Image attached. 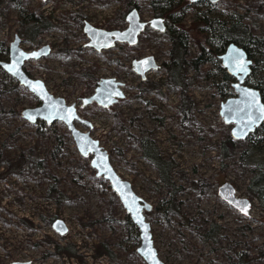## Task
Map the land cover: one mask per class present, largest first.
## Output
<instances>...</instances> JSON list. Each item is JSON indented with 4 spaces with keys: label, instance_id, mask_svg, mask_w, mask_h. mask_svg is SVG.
<instances>
[{
    "label": "rangeland",
    "instance_id": "rangeland-1",
    "mask_svg": "<svg viewBox=\"0 0 264 264\" xmlns=\"http://www.w3.org/2000/svg\"><path fill=\"white\" fill-rule=\"evenodd\" d=\"M152 1L0 0V48H8L17 35L24 51L50 47L47 57L26 62L25 71L43 81L54 96L77 105L80 116L93 124L90 133L109 152L116 171L153 205L146 217L163 262L239 264L242 254L250 264H264V207L249 194L258 167L241 160L256 141L264 147V136L245 141L232 138L233 125L225 124L220 111L235 94L229 93L231 84L224 83L218 69L220 40L201 28L197 10L176 13L170 21L169 15L159 16L162 10ZM225 1L215 7L211 19L235 21L241 15L253 37L264 39V0ZM134 6L142 21L161 17L167 20L169 32L184 34L187 58L196 65L186 67L184 89L174 84L167 69L173 48L168 32L148 27L134 47L117 44L102 52L87 47L85 22L107 31L125 30L128 23L122 15L126 17ZM28 14L52 17L50 32L34 42L26 41L20 28L22 16ZM150 56L160 68L142 80L132 63ZM256 60L246 85L254 88L258 82L264 89V56L259 54ZM2 61H9V55L3 54ZM107 78L120 83L125 98L108 109L96 104L83 107V100ZM183 94L190 101L188 115ZM39 106L35 95L0 70V172L32 150L41 164L33 175L27 163L23 178L10 175L0 181V264H145L137 253L139 231L130 232L122 223L125 209L121 203L114 205L108 182L96 177L92 157L79 154L67 127L57 122L42 135L39 123L32 125L23 118L25 109ZM77 128L89 130L82 124ZM145 138L174 165L176 190L162 182L144 157ZM260 157L264 162V153ZM227 182L239 197L252 201L251 217H243L218 196ZM50 187L57 191L53 196H49ZM171 206L174 211L168 210ZM57 220L64 223V234L54 228ZM213 224L220 226L216 240L207 236ZM69 244L75 256L55 248Z\"/></svg>",
    "mask_w": 264,
    "mask_h": 264
},
{
    "label": "water",
    "instance_id": "water-1",
    "mask_svg": "<svg viewBox=\"0 0 264 264\" xmlns=\"http://www.w3.org/2000/svg\"><path fill=\"white\" fill-rule=\"evenodd\" d=\"M189 1L194 4L203 0ZM210 1L218 2L219 0ZM125 19L128 23L127 29L112 31L97 28L85 22L84 33L89 39L87 47L97 52L113 50L117 44L134 47L138 45L140 36L148 27L160 33H165L167 30L165 21L162 18H154L149 22L142 21L140 11L136 7L127 13ZM22 41L18 35L15 37L9 47V61H2L0 67L7 75L15 79L41 101V106L25 109L22 112L23 118L32 125L39 122L53 125L59 122L67 127L79 154L83 158L92 157L90 165L96 171V177L108 182L127 215L130 216L133 224L137 227L141 240L137 249L140 258L145 264H166L161 260L154 245L152 227L146 217V213L153 210V205L140 197L135 192L132 183L123 179L116 171L112 165L109 152L90 133L93 124L80 116L77 105H69L64 98L54 96L49 92L43 81L32 79L26 73L25 63L47 57L51 52L50 47L27 52L21 48ZM221 60L227 73L236 79V82L232 85L236 96L229 98L222 104L220 114L225 124L233 125L232 138L236 141H245L264 124L262 94L258 89L246 85V81L252 73L253 60L243 47L235 43H231L227 47L225 53L221 56ZM132 68L142 80H146L147 74L153 70H158L160 65L155 57L150 56L141 60H134ZM124 98L125 94L120 88V83L115 79H101L95 94L83 100V107L96 104L102 109H108ZM77 124H82L89 130L81 131L77 128ZM218 196L243 217H251L252 201L245 197H239L236 188L231 183L223 184L218 190ZM244 206H246L247 214L243 210ZM54 228L62 234L67 231L64 223L58 220L54 222ZM11 264L32 263L13 262Z\"/></svg>",
    "mask_w": 264,
    "mask_h": 264
},
{
    "label": "trees",
    "instance_id": "trees-1",
    "mask_svg": "<svg viewBox=\"0 0 264 264\" xmlns=\"http://www.w3.org/2000/svg\"><path fill=\"white\" fill-rule=\"evenodd\" d=\"M106 1V0H103ZM152 5H154L159 11V16L169 15V18L172 17L176 13H181L189 9L190 7L183 4L181 0H153ZM136 7V6H134ZM131 9H133L131 7ZM23 19L20 20V28L22 34L26 41L34 42L41 34L50 32L52 28V17H47L38 14H28L23 15ZM125 14L122 15V21L125 20ZM209 19L213 23H217L216 21L219 20L218 18ZM169 20V19H168ZM172 19L170 18V21ZM201 24V23H200ZM204 24V23H202ZM200 26H204V25ZM170 38L173 40V48H172V56H171V64L167 66V69L170 73V78L174 80V84L176 86H180L184 89V77L183 74L185 73L186 67L190 66L192 68H196L195 61L188 60L187 54L188 49L186 46V42L184 39V34L181 32L175 33L173 30L168 31ZM210 35L215 38V41H219L217 46V53L224 52L227 46L234 42L239 43L249 54V56L253 59L255 56L261 54L264 56V39L259 40L255 39L252 33L249 30L248 26H245L242 23V18L239 17L236 21H229L228 24H223L222 28L217 29L213 28L210 31ZM1 45V44H0ZM3 54L5 56L9 55L8 48H0V63L3 60ZM218 58V56H217ZM261 60V59H260ZM206 61H203L205 63ZM254 66H257V60L254 62ZM256 67H252V72L254 73ZM220 72H222L224 76V83L232 84L233 78L227 73L226 69L219 64ZM1 70V67H0ZM27 73V72H26ZM28 74V73H27ZM7 75V74H6ZM7 78L12 82L14 79L7 75ZM254 88L258 89L262 97L264 98V89L260 88L258 82L255 83ZM229 93L235 94L234 89L232 86L229 87ZM227 97V95L225 94ZM182 103L184 105V113L188 115L187 112V104L190 103L189 99L183 94L182 96ZM52 125H47L44 122H39V133L44 135L51 129ZM264 136V124L257 129V131L252 134L248 140H253L256 137ZM232 141V139L230 140ZM262 141H256L255 144L252 146L251 153L246 157L242 158L244 162L249 165H254L258 167V171L255 174V177L251 180L249 185V194L252 196H256L261 205L264 207V162L263 159L260 157L262 153H264V147H261ZM144 143V157L150 161L158 171L159 177L162 182L170 189L176 190L175 184L173 183L172 172L174 169V165L171 162L164 160L157 148L154 146L153 142L150 141L148 138L143 139ZM224 151H227V148H224ZM30 165V174L33 175L35 171H39L41 168L40 162H38V155L35 150L29 151L25 155H21L19 161L17 163H11L8 167V170L5 172H0V181L5 180L10 175H15L18 178L24 177L25 172V165ZM101 181V180H100ZM107 189L111 193V200L113 201L115 206L120 204L119 199L112 191L111 187L107 185ZM56 189L54 187L49 188V196H53L56 193ZM175 195V194H174ZM59 201V199H58ZM159 212H162L160 208H157ZM168 210H173L174 208L171 206ZM162 215L167 217L165 212H162ZM55 222V221H54ZM128 231L136 233L138 232L137 227L133 224L129 215H125V219L122 221ZM219 229L220 226L217 224H213L211 229L209 230L207 236L211 239L216 240L217 236H219ZM58 253H65L71 256H75V250L73 245L69 244L66 246L56 245L55 247ZM262 254V253H261ZM241 263L239 264H250L252 261L249 258H244L243 255H240Z\"/></svg>",
    "mask_w": 264,
    "mask_h": 264
},
{
    "label": "flooded vegetation",
    "instance_id": "flooded-vegetation-1",
    "mask_svg": "<svg viewBox=\"0 0 264 264\" xmlns=\"http://www.w3.org/2000/svg\"><path fill=\"white\" fill-rule=\"evenodd\" d=\"M181 2L183 3V4H185V5H187V6H189L190 8L188 9V10H191V9H196L197 10V12H198V18H199V21H200V23L202 24V23H204V24H202V25H204V26H202L201 28H208L207 30L208 31H211V29H213V28H217V29H220V28H222V26H223V24H228L229 23V21H231V20H225V19H220L219 18V20H217L216 22L217 23H213V22H211V20L209 19V17L212 15V14H214L215 13V11H214V9H215V7L217 6V5H219V4H223V3H225L226 1L225 0H219L218 2H211L210 0H203V1H200V2H197V3H192L191 1H189V0H181ZM226 4V3H225ZM205 7H207V10H204V9H202V8H205ZM200 8L202 9L201 11H200ZM185 12V11H184ZM182 13V12H181ZM239 17H241L242 18V21H243V16H241V15H238L237 16V19H239ZM156 18H161V17H156ZM162 19H164V18H162ZM164 21H165V24H166V27H167V30H166V32L165 33H167L168 32V30H169V28H168V26H167V20L166 19H164ZM236 21V20H235ZM200 24V25H201ZM232 43H234V42H232ZM231 44V43H230ZM229 44V45H230ZM235 44H237L238 46H241L239 43H235ZM228 45V46H229ZM227 46V47H228ZM10 47V46H9ZM9 47H8V49H9ZM242 47V46H241ZM227 49V48H226ZM38 51V50H37ZM226 51V50H225ZM225 51L224 52H222L221 51V53H219L220 54V58H221V56L225 53ZM33 52V51H32ZM249 55V54H248ZM251 58V57H250ZM252 59V58H251ZM253 60V59H252ZM253 66H254V61H253ZM252 66V67H253ZM27 72V71H26ZM233 78V77H232ZM234 80V82L233 83H235L236 82V79L235 78H233ZM233 83L231 84V86L233 85ZM233 88V87H232ZM235 96H236V93H235Z\"/></svg>",
    "mask_w": 264,
    "mask_h": 264
},
{
    "label": "snow or ice",
    "instance_id": "snow-or-ice-1",
    "mask_svg": "<svg viewBox=\"0 0 264 264\" xmlns=\"http://www.w3.org/2000/svg\"><path fill=\"white\" fill-rule=\"evenodd\" d=\"M245 214H247L246 206L243 207Z\"/></svg>",
    "mask_w": 264,
    "mask_h": 264
}]
</instances>
